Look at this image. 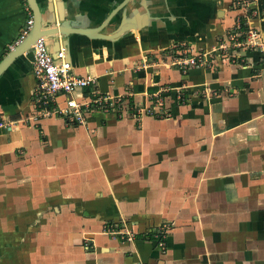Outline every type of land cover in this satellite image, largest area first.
<instances>
[{"label": "crops", "instance_id": "crops-1", "mask_svg": "<svg viewBox=\"0 0 264 264\" xmlns=\"http://www.w3.org/2000/svg\"><path fill=\"white\" fill-rule=\"evenodd\" d=\"M118 1L64 0L78 26L99 24ZM230 2L130 0L104 29L125 12L135 28L120 37L70 35L72 72L96 78L86 91L121 101L109 111L92 106L82 121L36 101L31 53L4 70L0 264H264L263 52L240 48L226 62L214 53L182 83L161 60L173 43L210 50L224 40L236 14ZM254 4L250 23L264 36V0ZM27 8L0 0V58ZM168 81L193 94L182 104L168 98V115L128 111ZM105 223L129 228L133 239L112 238ZM163 225L161 249L154 239Z\"/></svg>", "mask_w": 264, "mask_h": 264}, {"label": "built area", "instance_id": "built-area-1", "mask_svg": "<svg viewBox=\"0 0 264 264\" xmlns=\"http://www.w3.org/2000/svg\"><path fill=\"white\" fill-rule=\"evenodd\" d=\"M231 9L236 12L233 16L231 28L227 31L224 40L216 42L210 50L182 42L181 47L170 49L168 57L162 64L168 68H174L181 72H186L193 67L210 66L214 60V53H218L222 62L228 61L236 56L240 48H260L263 55L259 60L264 61V36L260 29L250 23L257 15V7L254 0H231ZM28 16L21 29L18 38L10 47H13L24 38L32 26V14L27 8ZM31 51V72L35 80L34 95L36 101L48 111L63 116L68 122L73 120L82 121L87 111L92 106L102 110H112L121 101L118 95L105 93H88V87L96 83L95 76L89 74L79 75L72 72V64L68 57L66 47L59 45L52 49L44 35L38 36L32 43ZM173 46V45H172ZM171 47V45H170ZM169 48V46L167 47ZM191 85H169L162 86L156 92L145 93L146 99L143 102L127 106L128 111L133 116L141 117L143 114L154 116H164L169 114L167 99H171L178 104L193 94ZM197 92V91H196ZM199 92V91H198ZM204 96L215 91L206 88L201 92ZM63 96V105L58 102V96ZM168 226H164L155 232V241L161 249L164 248V237ZM103 230L112 238L119 240H132L134 232L129 228L118 227L113 223L104 224Z\"/></svg>", "mask_w": 264, "mask_h": 264}, {"label": "water", "instance_id": "water-1", "mask_svg": "<svg viewBox=\"0 0 264 264\" xmlns=\"http://www.w3.org/2000/svg\"><path fill=\"white\" fill-rule=\"evenodd\" d=\"M32 14V26L28 33L15 44L0 58V75L4 70L18 57L23 54L31 53L32 43L40 36L44 35L48 42L58 43L57 47L61 44L66 47L70 42V35L84 34L90 37H98L105 39H116L123 35L135 25H129L126 20L125 12L122 13V18L117 22L113 30L104 31L109 22L116 16L119 10L124 9L125 5L130 0L118 1L103 18L99 24L95 26H78L80 23L75 18H70L66 15V4L64 0H58L55 4L57 6V15L53 10V1L46 0L45 3H40L38 0H25ZM59 21V22H58ZM67 49V48H66ZM68 52V51H67ZM69 57V56H68Z\"/></svg>", "mask_w": 264, "mask_h": 264}, {"label": "trees", "instance_id": "trees-1", "mask_svg": "<svg viewBox=\"0 0 264 264\" xmlns=\"http://www.w3.org/2000/svg\"><path fill=\"white\" fill-rule=\"evenodd\" d=\"M175 77H178L179 79H178V82L177 83H182V81H187L188 79H187V71L186 72H178V73H176L175 74ZM174 79H176V78H174ZM162 83H166V84H172V85H174V84H176V82H172V81H168V82H162Z\"/></svg>", "mask_w": 264, "mask_h": 264}, {"label": "rangeland", "instance_id": "rangeland-1", "mask_svg": "<svg viewBox=\"0 0 264 264\" xmlns=\"http://www.w3.org/2000/svg\"><path fill=\"white\" fill-rule=\"evenodd\" d=\"M172 45H173V46H172ZM172 45H171V47L169 46V48H165V49H166V51L164 52L165 55H167V54L169 53L170 49H172V48H176V47H179V46H180V44H176V43H173ZM164 54H163V56L161 57V60H162V61L165 60V58H164ZM256 63H257V64H260V65H264V61H263V63H262L261 61H257ZM105 224H107V223H105Z\"/></svg>", "mask_w": 264, "mask_h": 264}]
</instances>
